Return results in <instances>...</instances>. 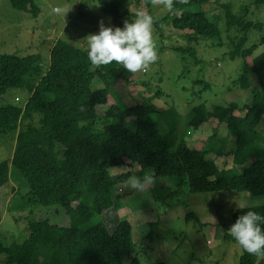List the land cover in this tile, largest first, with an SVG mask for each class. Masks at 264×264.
Listing matches in <instances>:
<instances>
[{
	"label": "trees",
	"instance_id": "trees-1",
	"mask_svg": "<svg viewBox=\"0 0 264 264\" xmlns=\"http://www.w3.org/2000/svg\"><path fill=\"white\" fill-rule=\"evenodd\" d=\"M206 1L172 0L168 13L153 22L159 30L163 23L190 30V41L221 39L218 19H211L201 6ZM10 2L19 10L38 11L35 0ZM252 3L261 5L264 0ZM98 4L103 14L112 16L114 26H123L119 0H98ZM223 8L227 31H237L231 39L230 57L243 59L237 82L242 88L250 87L249 73L254 71L260 86L252 90V102L241 107L236 102L213 109L206 103L194 106L189 125L201 137L207 121L226 124L228 135L234 137L227 151L219 146L215 133L198 149L189 147L186 138L175 136L173 130L160 131L152 118L157 111L152 102L156 96L133 106L112 101L108 97L114 82L123 79L130 85L133 75L114 62L91 65L87 48L57 39L46 71L40 54H0V95L9 88L29 92L23 106H0V134L15 136L11 157L0 162V187L10 182V170L15 169L26 180L25 205L31 207L27 238L6 246L0 243L5 264H124V257H131L130 264H141L134 256L132 224L113 210L115 187L132 175L135 166L141 172L151 170L157 178H170L179 191L187 186L192 193L231 189L264 195V147L258 129L264 115V51L252 56L258 45L247 46L249 32H261L264 23L247 20V4L239 13L229 3H223ZM178 50L193 53L194 47ZM95 76L105 82L103 88L92 90ZM238 110L245 113L240 115ZM211 154L231 156L232 166L220 169ZM119 166L124 167L122 174L110 177L108 168ZM38 207L57 208L59 214L68 216V223L37 218L35 210L43 209ZM250 208L264 215V205ZM246 210L232 209L233 222ZM187 217L199 222L194 213ZM91 220L94 223L87 226ZM149 225L156 227L153 222ZM223 229V240L235 242L227 228ZM241 251L239 264H255L264 255ZM152 264L166 263L156 260Z\"/></svg>",
	"mask_w": 264,
	"mask_h": 264
},
{
	"label": "rangeland",
	"instance_id": "rangeland-1",
	"mask_svg": "<svg viewBox=\"0 0 264 264\" xmlns=\"http://www.w3.org/2000/svg\"><path fill=\"white\" fill-rule=\"evenodd\" d=\"M253 0H207L202 8L208 16L218 19L222 30L221 39L198 37L190 41V30L181 31L171 24L163 23L157 29L153 22L152 36L157 52V60L145 71L132 73V82L126 84L123 79L114 82L108 98L133 106L144 98L156 96L152 102L157 111L152 118L160 129L174 131L177 137L184 136L188 146L193 148L197 130L189 125L194 106L206 103L208 109L217 105L236 102L239 106L250 104L252 90L260 86L258 72L249 73L250 87L242 88L238 84L243 59L230 57L231 39L237 34L235 28L227 31L223 3H229L232 10L239 13L244 5H249L247 20L264 23V4L256 5ZM38 11L16 9L10 0H0V54H17L20 56L40 54L43 71L49 66V53L56 39L64 40L78 48H87L85 37L98 31V21L105 26H114L111 15L100 11L98 0H35ZM71 2V8L64 14H57L53 9ZM121 20L131 22L136 11H151L153 19L165 16L169 9L154 5L152 0H119ZM213 17V18H212ZM264 36L261 32H249L247 46L257 44L252 56L264 51ZM193 46L194 52L179 51L180 47ZM105 82L95 76L91 83L92 90L103 88ZM158 94V95H155ZM29 92L22 88H9L0 95V106L22 105ZM99 114L103 109L99 108ZM245 111L238 114L243 115ZM130 122V120H128ZM205 124V123H204ZM264 147V115L258 125ZM226 124L216 119L207 121L197 144L200 149L206 138L213 133L217 138L227 135ZM229 134V133H228ZM14 135L0 134V162L11 157L15 145ZM206 137V138H205ZM190 138V139H189ZM234 137L218 141L219 146L227 151L233 144ZM231 140V141H230ZM230 141V142H229ZM216 146H218L216 144ZM215 158L218 167L230 168L231 156L223 154ZM116 168L124 169L119 166ZM240 169V166H238ZM151 171V170H150ZM10 182L0 187V243H22L28 236V220L31 207L25 205L28 185L23 176L11 168ZM135 166L132 175L142 176ZM152 173V171H151ZM153 175V174H152ZM154 177L153 183L144 191H137L123 186L115 187L114 213L126 218L133 226L132 237L136 244V256L141 264H152L162 260L166 264H239L242 253L236 242L223 240L224 227L233 223L231 210L237 208L235 201H241L248 207L264 205V195H251L247 191L224 189L215 192L192 193L187 186L177 190L176 183L168 177ZM35 210L39 219L48 218L67 224L68 216L59 214L57 208ZM112 209V208H111ZM190 213L199 217V222ZM156 227L150 228L149 223ZM94 220L88 222L92 225ZM131 257H124L123 263L130 264ZM0 264L4 263V254L0 253ZM255 264H264V255L258 257Z\"/></svg>",
	"mask_w": 264,
	"mask_h": 264
},
{
	"label": "clouds",
	"instance_id": "clouds-1",
	"mask_svg": "<svg viewBox=\"0 0 264 264\" xmlns=\"http://www.w3.org/2000/svg\"><path fill=\"white\" fill-rule=\"evenodd\" d=\"M152 3L166 10L172 6V0H152ZM70 8L71 2L53 9V12L64 16ZM153 20V16L148 12L138 10L135 13V19L131 22L124 21L122 27L113 26L110 23L105 26L103 21H98V31L88 34L84 39L89 63L101 66L114 62L129 73L145 71L157 60L152 36ZM107 172L110 177H116L122 174L123 169L112 167L108 168ZM153 180L151 171L145 170L142 176H128L123 186L144 191L153 183ZM235 205L238 209L247 208V210L238 215L228 228L231 237L245 252L264 254V227H262L264 215L252 210L241 201L236 200Z\"/></svg>",
	"mask_w": 264,
	"mask_h": 264
},
{
	"label": "crops",
	"instance_id": "crops-1",
	"mask_svg": "<svg viewBox=\"0 0 264 264\" xmlns=\"http://www.w3.org/2000/svg\"><path fill=\"white\" fill-rule=\"evenodd\" d=\"M50 54V53H49ZM207 123V122H206ZM206 123L205 124H203V126H202V132L204 131V125H206ZM227 128V127H226ZM194 136H197V139H196V141H195V144H194V146H197V144H198V141L200 140V139H202L201 137H199V135H197V134H195ZM206 138V137H205ZM224 138H226L227 140H228V132H227V135L225 136V137H223V138H218L219 139V142H221L222 141V139H224ZM190 139V138H189ZM187 140V139H186ZM201 141V140H200ZM231 141V140H230ZM229 141V142H230ZM233 141V140H232ZM201 143H202V141H201ZM193 146V147H194ZM203 146V145H202ZM222 150H223V148H222ZM224 151V150H223ZM219 157V156H218ZM216 161V160H215ZM217 163V162H216Z\"/></svg>",
	"mask_w": 264,
	"mask_h": 264
}]
</instances>
